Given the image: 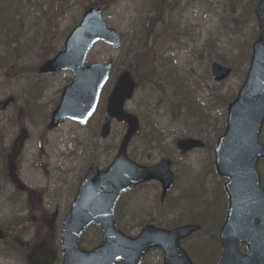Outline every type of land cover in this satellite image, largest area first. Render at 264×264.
<instances>
[{
	"label": "rangeland",
	"instance_id": "374dc122",
	"mask_svg": "<svg viewBox=\"0 0 264 264\" xmlns=\"http://www.w3.org/2000/svg\"><path fill=\"white\" fill-rule=\"evenodd\" d=\"M91 1L99 0H0V57H6L0 61V100L16 98L14 104L0 112V167L7 166L3 155L10 152L14 140L25 129L28 138L19 176L29 188L44 190L43 203L49 215L58 209L60 216L54 228L57 250L62 249V219L76 194L79 179L92 161L102 167L110 161L111 153H106L104 147L113 148L115 155L126 129L124 123L112 121L107 139L97 136L95 125L83 127L71 120L55 130L47 129L62 89L73 76L69 70L43 74L38 68L64 49L66 37L80 22ZM147 1L103 0L106 22L123 34V40L118 48L97 43L87 63L111 61L116 71L128 64L136 65L138 55L148 49L142 44L134 53L131 42L137 33H147V22L158 14ZM170 4L172 7L165 9L161 23L159 16L157 30L150 36L152 41L162 40L157 49L149 50V54L154 52L148 60L154 69L152 80L144 81L140 77L129 102V109L138 114L142 128L131 141L128 152L142 165L171 158L176 182L165 201L160 200L158 182L134 189L118 202L115 216L117 227L135 237L147 224L173 228L168 225L188 221L191 215L198 214L210 229L184 240L182 246L197 256L196 248L200 247L196 245H207L205 255L197 256L198 263L205 264L209 257L208 264H214L211 254L228 207L226 194L220 201L216 197L218 185H224L226 178L213 171L214 148L226 126L229 101L241 87L249 65L240 59V50L255 40L258 24L252 14V0H170ZM243 7L248 9L245 16ZM170 22L171 32H163ZM19 43L22 49L15 55L12 49H19ZM215 61L235 68L220 84L211 74ZM174 81L189 91L203 108L208 116L206 124H196ZM100 112L103 118L106 111ZM153 127L157 130L156 141L150 135ZM187 137L203 139L205 147L181 155L176 142ZM261 141L264 143V128ZM259 169L264 178V161ZM179 200L181 205L172 208ZM35 202L38 203L37 199ZM38 212L26 194L19 196L12 183L0 178V228H16V237L34 243L37 234L42 236L41 228L38 229L40 222L33 219L40 217ZM203 213L214 216L207 218ZM101 237L93 226L84 233L80 245L85 250L93 249ZM15 246L10 239L0 243V264H27L25 249ZM241 250L245 251L244 247ZM57 252V264H61L62 251ZM162 257L160 249H153L143 264H160Z\"/></svg>",
	"mask_w": 264,
	"mask_h": 264
},
{
	"label": "water",
	"instance_id": "95a60500",
	"mask_svg": "<svg viewBox=\"0 0 264 264\" xmlns=\"http://www.w3.org/2000/svg\"><path fill=\"white\" fill-rule=\"evenodd\" d=\"M256 11L261 36L254 47L255 54L248 80L238 98L230 105L228 127L216 149L218 172L231 176L226 184L230 195V210L221 232L224 246L221 264H264V190L260 188V176L256 167L258 160L264 157V145L258 141L264 122V0ZM99 39L118 45L121 35L106 26L98 8H91L68 38L67 50L41 67L42 72L70 68L75 74L73 82L64 90L49 128L59 126L66 116L85 123L94 111L111 66L84 65L90 45ZM213 72L215 78L221 80L231 73V69L214 64ZM134 88L130 73L125 72L110 95L109 114L128 122L129 127L113 164L106 171L93 168L81 183L79 193L65 219L63 264H116L117 258H122L123 264H140L144 254L155 246L165 249V264H172L174 255L180 256L183 264H192L186 252L180 248L179 241L200 229V226L188 225L168 231L149 225L136 239L126 237L116 229L114 205L123 192L140 182L158 179L163 184L164 198L174 182L171 160L164 159L158 165L146 167L127 157V145L139 128L138 118L124 110L125 101L132 96ZM11 101L13 98L0 102V110L5 109ZM109 129L110 122L103 127L104 137L108 135ZM26 136L23 132L15 141L12 159L19 153ZM178 146L185 152L201 147L203 143L200 140L184 139L178 142ZM256 220L259 221L258 225ZM92 222H97L104 228L103 243L92 251H83L78 247V239ZM3 237L4 233L0 230V239ZM242 242L249 245L248 255L238 253ZM55 261L56 253L50 245L33 247L28 256L29 264H55Z\"/></svg>",
	"mask_w": 264,
	"mask_h": 264
},
{
	"label": "trees",
	"instance_id": "16d2710c",
	"mask_svg": "<svg viewBox=\"0 0 264 264\" xmlns=\"http://www.w3.org/2000/svg\"><path fill=\"white\" fill-rule=\"evenodd\" d=\"M153 29H154V27H153ZM150 30H152V28L149 27L147 33L142 34V36L139 38V40H143L144 38H145L144 40H146V39H147V36H148L147 34H148V32H149ZM146 35H147V36H146ZM145 47H147V45H145ZM189 106L192 107L193 104L190 103ZM197 216H198V215L196 214V215H195V219H197ZM198 220H199V219H198ZM202 220H204V219H202ZM199 221H200V220H199ZM200 222H201V221H200ZM204 222H205V221H204Z\"/></svg>",
	"mask_w": 264,
	"mask_h": 264
}]
</instances>
